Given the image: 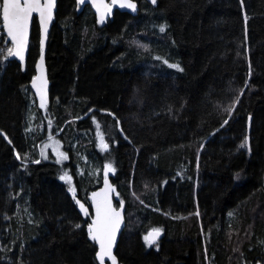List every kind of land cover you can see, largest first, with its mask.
<instances>
[{
	"label": "trees",
	"instance_id": "obj_1",
	"mask_svg": "<svg viewBox=\"0 0 264 264\" xmlns=\"http://www.w3.org/2000/svg\"><path fill=\"white\" fill-rule=\"evenodd\" d=\"M135 1L104 18L59 0L45 108L37 24L22 59L0 28V264H98L105 181L121 264H264V0ZM53 135L66 164L36 153Z\"/></svg>",
	"mask_w": 264,
	"mask_h": 264
},
{
	"label": "snow or ice",
	"instance_id": "obj_2",
	"mask_svg": "<svg viewBox=\"0 0 264 264\" xmlns=\"http://www.w3.org/2000/svg\"><path fill=\"white\" fill-rule=\"evenodd\" d=\"M84 0H81L83 3ZM113 2H118L121 8L128 7L135 10V5L128 2V0H113ZM155 2V0H153ZM54 7V0H46L45 3L41 4V0H3V3L0 4V9L3 13V22L4 27L7 29L8 36L11 38L13 44L15 45V50L9 49V55L20 56L24 45L27 41V33L29 21L32 18L33 13H39L40 21L45 24V30L47 28V20L51 18V12ZM164 29L161 28V31ZM23 57L21 56V59ZM42 59V57H41ZM169 67H176L174 65H169ZM43 101V95L41 96ZM99 127V126H98ZM247 144V140H245ZM245 144H242L241 147H244ZM104 148H107V145H104ZM67 177L68 182L70 183L71 177L65 176L61 179ZM107 183V181H105ZM70 191L73 192L75 197L74 188H70ZM99 195V194H97ZM79 203V201H77ZM96 213L97 219L92 221V226L89 227V236L90 239L99 244V251L97 253V258L100 261V264H105V257L109 258L112 261V264H116L115 257L112 255V243L115 238V231L118 228V217L119 213L115 212L110 203L105 202H96ZM82 211L85 215L88 214V210L84 208V205H80ZM159 230L154 229L153 233H150L149 239L148 236L145 237V240L149 245L155 242V238L158 237Z\"/></svg>",
	"mask_w": 264,
	"mask_h": 264
},
{
	"label": "water",
	"instance_id": "obj_3",
	"mask_svg": "<svg viewBox=\"0 0 264 264\" xmlns=\"http://www.w3.org/2000/svg\"><path fill=\"white\" fill-rule=\"evenodd\" d=\"M110 1L111 0H84V2L81 3V0H76V4L82 10L86 6H89L95 14L99 15V14H104V13L109 12L110 7H111ZM45 2L46 0H41V4ZM128 2L134 4L133 0H128ZM151 2H153V0H151ZM2 3H3V0H2ZM58 3H59V0H54V7L51 12V18L47 20L46 30H45V24L40 21L39 13L38 12L33 13L32 18L29 21L27 41L20 54L22 57H26L28 55L29 50H30L31 41H32V34H33L34 26L35 24H37L38 31H39L40 50H41V55L36 65V76L33 82V84L35 86L37 85V87H45L48 83V69H47L46 57H47L50 34L52 31V27L55 23L56 14L58 12ZM125 8H128V7H125ZM1 21H2L1 28L3 29L4 33L7 36V41L13 44L11 38L8 36L7 29L4 27L2 9H1ZM14 50H15V45H14ZM111 189H112L111 183L110 181H108L107 185L101 191L97 193L99 195L96 194L95 201L102 202V203L105 202V196L107 193L111 191ZM96 219H97V213H96V203H95L94 210H93V216L91 218V226H92V221ZM124 226H125V220L124 219L120 221L118 220V228L115 231V238L113 240L112 249H111L112 255L115 257L116 264H121L115 252H116V245L119 242L121 235L124 231ZM150 233H153V231H151ZM149 234H148V237L149 239H151ZM160 238H161V232L159 231V235L158 237L155 238V242L152 243V245L158 243ZM96 245L99 251V244L97 242H96ZM97 261H98V264H100V261L98 258H97ZM105 264H112V261L109 258L105 257Z\"/></svg>",
	"mask_w": 264,
	"mask_h": 264
},
{
	"label": "rangeland",
	"instance_id": "obj_4",
	"mask_svg": "<svg viewBox=\"0 0 264 264\" xmlns=\"http://www.w3.org/2000/svg\"><path fill=\"white\" fill-rule=\"evenodd\" d=\"M117 3L118 2L114 3L113 0L110 2V6H111L110 7V11L112 10V7L115 4H117ZM0 4H2V0H0ZM86 7H89V6H86ZM109 14L110 13H104V14H99L98 16H101V17L105 18V17L109 16ZM1 24H2V21H1V9H0V28H1ZM44 93H45L44 89H40L38 92H36V97L38 99L39 106H42V108H45V106H46V101H45V104L43 105V101L41 100V96L42 95H43V100L46 97V94H44ZM102 112H104V111H102ZM37 113H38V110H36L35 114H37ZM37 118H36V115H35V123H32V124L28 125V127H27V129L30 130L31 133L35 130V128L38 125L37 121H36ZM53 136H55V135H53ZM104 143H105V141H104ZM37 154H38V157H40L41 159H43V160H51V161H54V162L58 163L59 165L66 164L67 161L69 160V154L66 152V150L64 149L62 141H60L57 138V136L49 137V138L45 137L44 141L41 144H39V146L37 147ZM108 170L109 169H104L103 171H98L97 172V177L98 178L104 177L103 173H105V171L109 172ZM67 176L71 177V181H72V176L70 174H68V173H67ZM66 181L68 182L67 177H65V180L63 179L64 183H66ZM74 190H76V189L74 188ZM97 191L91 194V197L93 198V200H94V196L97 194ZM75 194H76V191H75ZM108 198H109V203H110L112 209L115 210V212L119 213V217L117 219L118 220H122V211H123V209L121 208V203L117 202L118 196L115 194V191H114L113 187L111 189V192H109V194H108ZM84 208L87 209V207L85 205H84Z\"/></svg>",
	"mask_w": 264,
	"mask_h": 264
},
{
	"label": "flooded vegetation",
	"instance_id": "obj_5",
	"mask_svg": "<svg viewBox=\"0 0 264 264\" xmlns=\"http://www.w3.org/2000/svg\"><path fill=\"white\" fill-rule=\"evenodd\" d=\"M133 2H136L135 0H133ZM123 9H125V10H128L130 13H134L135 11H137L138 9H139V3H138V7H137V9H135V10H133L132 8H123ZM101 113L102 114H104L102 111H101ZM105 201L107 202V203H109V198H108V195L106 194V196H105ZM115 211V210H114ZM146 236H148V233H147V235Z\"/></svg>",
	"mask_w": 264,
	"mask_h": 264
},
{
	"label": "bare ground",
	"instance_id": "obj_6",
	"mask_svg": "<svg viewBox=\"0 0 264 264\" xmlns=\"http://www.w3.org/2000/svg\"><path fill=\"white\" fill-rule=\"evenodd\" d=\"M134 5H135V9H137V7H138V2H134ZM41 143H42V142H41ZM41 143H40V144H41ZM88 145L91 146L92 144L89 143ZM36 153H37V152H36ZM124 229H125V226H124ZM150 232H151V231H150ZM150 232H149V233H150ZM149 233H148V234H149Z\"/></svg>",
	"mask_w": 264,
	"mask_h": 264
},
{
	"label": "crops",
	"instance_id": "obj_7",
	"mask_svg": "<svg viewBox=\"0 0 264 264\" xmlns=\"http://www.w3.org/2000/svg\"><path fill=\"white\" fill-rule=\"evenodd\" d=\"M103 113H106V112H103ZM100 143H102V141H100ZM104 145H106V142H105V143L103 142V146H104Z\"/></svg>",
	"mask_w": 264,
	"mask_h": 264
}]
</instances>
